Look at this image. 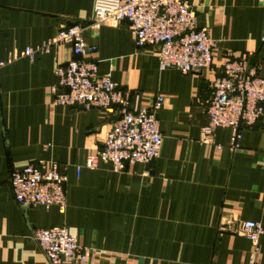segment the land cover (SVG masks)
Here are the masks:
<instances>
[{
	"label": "crops",
	"instance_id": "crops-1",
	"mask_svg": "<svg viewBox=\"0 0 264 264\" xmlns=\"http://www.w3.org/2000/svg\"><path fill=\"white\" fill-rule=\"evenodd\" d=\"M187 1L216 42L200 73L159 70L157 48H137L126 22L93 27L94 0H0V264H48L32 232L59 225L90 251L87 264H245L251 246L240 223L264 232V124L242 129L234 152L228 128L210 143L200 137L228 59L252 52L264 79V0ZM73 25L97 48L87 60L111 76L131 111L163 97L160 152L150 164L85 168L116 114L52 105L55 67L73 59L69 44L33 61L22 56ZM38 161L66 167L64 212L16 204L10 174ZM258 246L264 264V233Z\"/></svg>",
	"mask_w": 264,
	"mask_h": 264
},
{
	"label": "built area",
	"instance_id": "built-area-1",
	"mask_svg": "<svg viewBox=\"0 0 264 264\" xmlns=\"http://www.w3.org/2000/svg\"><path fill=\"white\" fill-rule=\"evenodd\" d=\"M122 22L134 38L137 48L156 47L159 70L174 69L182 74L200 73L210 68L216 42L205 28H197L196 13L187 0H94L91 25L116 26ZM62 44L71 46L73 59L54 70L55 84L50 89L53 106L99 109L115 113L101 150L86 157L84 167L96 169L107 164L115 172L134 164L148 165L158 158L162 136L157 112L162 96L149 99L147 106L131 111L126 94L111 79L99 75L97 64L87 57L97 50L84 42L82 28L73 25L61 29L37 48H26L24 58L33 61L38 54H47ZM253 53L228 59L221 75L213 83L212 96L206 106V124L201 128V143H210L218 128H228L232 137L228 150L240 148L244 128L264 124V79L259 66L252 62ZM219 151L221 146L217 145ZM66 167L38 161L10 174L9 185L16 204L23 210L41 206L64 212ZM250 242L245 264H258L259 238L262 226L253 221L239 225ZM32 239L48 264H87L90 251L79 246L65 225L35 229Z\"/></svg>",
	"mask_w": 264,
	"mask_h": 264
}]
</instances>
